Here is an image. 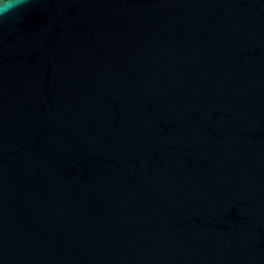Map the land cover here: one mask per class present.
Instances as JSON below:
<instances>
[{"label": "water", "instance_id": "95a60500", "mask_svg": "<svg viewBox=\"0 0 264 264\" xmlns=\"http://www.w3.org/2000/svg\"><path fill=\"white\" fill-rule=\"evenodd\" d=\"M0 264H264V0L0 17Z\"/></svg>", "mask_w": 264, "mask_h": 264}, {"label": "clouds", "instance_id": "9594fccd", "mask_svg": "<svg viewBox=\"0 0 264 264\" xmlns=\"http://www.w3.org/2000/svg\"><path fill=\"white\" fill-rule=\"evenodd\" d=\"M29 0H0V17L15 12Z\"/></svg>", "mask_w": 264, "mask_h": 264}]
</instances>
